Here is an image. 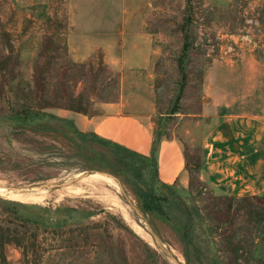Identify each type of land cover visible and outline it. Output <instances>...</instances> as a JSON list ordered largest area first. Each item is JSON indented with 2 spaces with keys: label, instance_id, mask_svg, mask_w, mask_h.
<instances>
[{
  "label": "rangeland",
  "instance_id": "1",
  "mask_svg": "<svg viewBox=\"0 0 264 264\" xmlns=\"http://www.w3.org/2000/svg\"><path fill=\"white\" fill-rule=\"evenodd\" d=\"M245 48L264 60V0H0V264H264V201L200 177L203 67ZM117 99L181 142L187 186L112 161L72 116Z\"/></svg>",
  "mask_w": 264,
  "mask_h": 264
},
{
  "label": "crops",
  "instance_id": "2",
  "mask_svg": "<svg viewBox=\"0 0 264 264\" xmlns=\"http://www.w3.org/2000/svg\"><path fill=\"white\" fill-rule=\"evenodd\" d=\"M204 100L199 115L215 122L203 148L200 177L216 194H264V60L250 49L214 58L203 67ZM78 127L150 156L152 126L124 107L123 99L104 102L96 113H72ZM157 178L165 184L189 182L187 158L177 139H161Z\"/></svg>",
  "mask_w": 264,
  "mask_h": 264
},
{
  "label": "trees",
  "instance_id": "3",
  "mask_svg": "<svg viewBox=\"0 0 264 264\" xmlns=\"http://www.w3.org/2000/svg\"><path fill=\"white\" fill-rule=\"evenodd\" d=\"M188 41H186L184 49L187 47ZM27 110L24 109V112H26ZM76 111H80V112H86L84 111V109L82 107H80L79 109H76ZM91 133V137L89 138L90 140H92L93 143L97 144V145H107V147L109 148V158L113 161V160H118L119 162H121L124 166L128 167L130 171H134L137 169V167L140 165L139 162H143L145 159L147 158H151L154 162V168H155V178L157 179V181L159 183H161L162 185H165L167 187L171 186L165 183H162L158 178H157V174H156V162H157V148L159 145V141L162 139L161 137H155L154 134V139H153V145H152V150H151V154L150 156H144L141 154H138L136 152H133L127 148H125L124 146L114 143L110 140L104 139L102 137H100L99 135L93 133V132H89ZM80 136H84V134L79 133ZM85 139V138H83ZM109 144V145H108ZM196 169H199L198 167L195 166ZM174 185V184H172ZM227 198H229V200L234 199V196H226ZM257 199V200H263L264 201V194L261 195H254V196H245L242 197L241 199ZM143 199L146 203V205H148L150 208L154 207L156 208H160L162 207V204L160 202V200L158 198H155L151 195H143ZM163 199V198H162ZM170 199L172 200V202L175 204L177 199L176 196H171ZM236 199V198H235ZM168 200V199H167ZM262 201V202H263ZM153 202H155V206H152ZM160 202V203H159ZM182 218H185L186 221H190V216L191 214L188 213V211H183L181 213ZM185 227V226H184ZM187 227V226H186ZM183 234L184 236L187 235V231L184 228L183 230ZM2 237V236H0ZM3 238V237H2ZM258 240H264V228L258 233ZM254 254L258 257V259H264V245L261 244L260 242L256 243V246L254 248ZM187 256V254H186ZM213 264H219V263H213Z\"/></svg>",
  "mask_w": 264,
  "mask_h": 264
},
{
  "label": "water",
  "instance_id": "4",
  "mask_svg": "<svg viewBox=\"0 0 264 264\" xmlns=\"http://www.w3.org/2000/svg\"><path fill=\"white\" fill-rule=\"evenodd\" d=\"M103 175H109V174H107V173H103ZM136 211H137V213H139V215H141V213H140L138 210H136ZM147 228L149 229V233H150V235H151V237H152L154 243H155V244H156V245H157V246H158V247H159V248H160L165 254L169 255V257H171V258L176 262V259L171 255V253L161 245V243H160L158 237L156 236V234L154 233V231L149 227L148 224H147Z\"/></svg>",
  "mask_w": 264,
  "mask_h": 264
},
{
  "label": "bare ground",
  "instance_id": "5",
  "mask_svg": "<svg viewBox=\"0 0 264 264\" xmlns=\"http://www.w3.org/2000/svg\"><path fill=\"white\" fill-rule=\"evenodd\" d=\"M97 175H100V176H101V174H98V173H94V174H92V176H97ZM110 178H111V177H109V176L106 177V179H108V180H111ZM111 184H112L113 186L115 185L114 183H111ZM2 187H3V186H2ZM5 188H6V187H5ZM0 189H2V188H0ZM11 191H12V190H11ZM1 192H2V191H1ZM3 192H5V191L3 190ZM9 192H10V190L8 191V193H9ZM15 192H16V191H15ZM18 192H19V191H18ZM20 192H21V191H20ZM21 194H22V193H21ZM21 194H19V193H12V192H11V195L14 196V197H16V198H17V197H20ZM36 194H38V193H36ZM12 198H13V197H12ZM20 198H21V197H20ZM123 209H124V211H126L127 208H126V209L123 208ZM124 211H123V212H124ZM126 212H127V211H126ZM126 214H128V212H127ZM129 215H130V214H129ZM126 216H127V215H126ZM128 218H129V216H128ZM137 227L140 228V226H139L138 224H137ZM140 229H141V228H140Z\"/></svg>",
  "mask_w": 264,
  "mask_h": 264
}]
</instances>
